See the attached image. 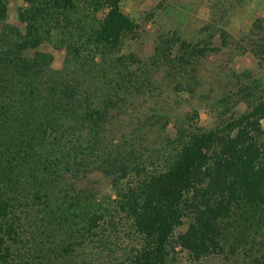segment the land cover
<instances>
[{"label":"trees","instance_id":"1","mask_svg":"<svg viewBox=\"0 0 264 264\" xmlns=\"http://www.w3.org/2000/svg\"><path fill=\"white\" fill-rule=\"evenodd\" d=\"M126 1L24 0L13 25L0 0V264H79L91 244L86 264H171L177 247L264 264L263 75L202 79L217 32L230 45L219 27L124 52ZM94 174L115 196L81 186Z\"/></svg>","mask_w":264,"mask_h":264},{"label":"rangeland","instance_id":"2","mask_svg":"<svg viewBox=\"0 0 264 264\" xmlns=\"http://www.w3.org/2000/svg\"><path fill=\"white\" fill-rule=\"evenodd\" d=\"M8 4L9 22L19 25L18 15L20 9L24 7V0H8ZM159 6L162 8L160 9ZM124 9L126 14L135 19L140 26L137 38L131 36L126 40L124 52H135L138 56L146 58L152 53L156 39L164 32L177 31L187 37L206 27L211 32H215L219 27L231 36L228 39L230 45L223 49L221 32H217L215 44L221 47V50L216 55L208 56L202 79L209 86L218 82L221 87L229 80L235 85L241 80L246 82L247 76L253 78L254 75H263L264 79V55H257L252 45V39L256 38V34H264L262 30L264 0H127ZM151 13L154 16L150 18ZM41 51L54 56L53 68L57 70L63 68L66 58L64 50L57 51L44 45ZM237 91L238 89L234 87L233 96ZM200 120L207 126L217 122L215 114L211 113L210 109L201 111ZM262 124L264 129V121ZM81 186L95 190L100 197L107 194L115 196L112 182L102 175L90 176V179ZM186 229L187 226H184L178 230L176 237ZM95 246L100 245L91 244L90 251L81 253L79 264H86L91 259V254L95 251L99 252V247L94 249ZM176 251L175 259L171 264H235L224 257H213L194 263L188 253L182 251L180 247H177Z\"/></svg>","mask_w":264,"mask_h":264}]
</instances>
